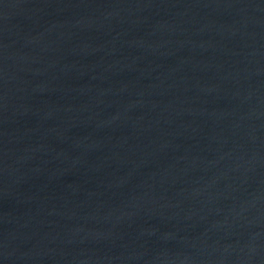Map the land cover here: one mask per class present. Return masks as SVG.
Wrapping results in <instances>:
<instances>
[{
	"label": "water",
	"instance_id": "obj_1",
	"mask_svg": "<svg viewBox=\"0 0 264 264\" xmlns=\"http://www.w3.org/2000/svg\"><path fill=\"white\" fill-rule=\"evenodd\" d=\"M0 264H264V0H0Z\"/></svg>",
	"mask_w": 264,
	"mask_h": 264
}]
</instances>
